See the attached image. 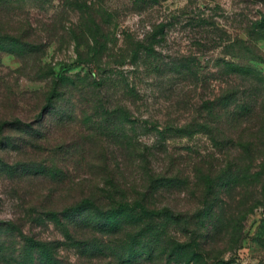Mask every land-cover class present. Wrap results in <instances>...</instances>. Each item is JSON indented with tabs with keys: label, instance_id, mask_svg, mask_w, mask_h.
<instances>
[{
	"label": "rangeland",
	"instance_id": "1",
	"mask_svg": "<svg viewBox=\"0 0 264 264\" xmlns=\"http://www.w3.org/2000/svg\"><path fill=\"white\" fill-rule=\"evenodd\" d=\"M131 1L95 5L112 11L117 34L109 43L111 54L96 58L84 26L88 14L68 0H0V32L26 30L43 43L32 52L0 49V230L15 222L28 235L56 240L63 258L76 262V247L62 244L71 242L45 215L50 206L61 209L88 191L114 190L106 182L113 173L122 179L127 199L134 200L147 186L151 167L160 169L172 151L178 155L174 168L180 178L171 193L156 196L157 204L170 199L179 210L196 211L205 190L203 172L195 174L194 163H202L196 164L202 169V158L212 160L220 173L215 162L229 153L236 157L232 170L240 178L216 188V225L203 231L207 236L199 241L202 248L224 251L225 258L264 264V99L233 133L227 151L211 135L191 130L203 122L197 108L211 91L228 81L245 82L237 74L224 75L228 64L219 58L251 67L264 78V0H156L144 8ZM214 26L218 41L206 45V30ZM152 32L157 35L155 55L143 51L134 59L125 37L135 42ZM185 158L193 164L184 163ZM175 228L174 233L189 239L197 230L195 224L188 231ZM3 240L0 264H19L15 238ZM85 261L132 264L112 258ZM169 261L163 264H178Z\"/></svg>",
	"mask_w": 264,
	"mask_h": 264
},
{
	"label": "trees",
	"instance_id": "2",
	"mask_svg": "<svg viewBox=\"0 0 264 264\" xmlns=\"http://www.w3.org/2000/svg\"><path fill=\"white\" fill-rule=\"evenodd\" d=\"M102 1L68 0L72 8L79 9L82 14H88V17L84 18V26L88 30L86 32L88 37L93 42L91 51L96 58L111 54L114 47H110L109 43L117 39L116 31L111 26L114 16L112 11L104 5L95 7L97 2ZM149 1L155 2L156 0H133L131 2L144 8L148 6ZM206 25H214V23L206 22ZM261 26L264 27V23H261ZM214 27L215 29L206 30L208 41L206 45L209 42L218 41L215 36L218 33L214 31L218 29V26ZM25 31L0 32V49L32 52L37 49V46H42V41L35 40V37H31L33 35ZM222 35L219 34V36ZM27 37L29 40L25 39ZM83 37H86V34ZM125 38L127 42H130L127 50L132 53L131 56L134 59L141 58L143 51L147 57L155 55L154 44L157 42L155 32L135 42H131L128 39L130 37ZM78 42H83L82 37L78 38ZM27 46L30 49H27ZM218 60L220 63L228 64L224 75L237 74L245 82L238 86L228 81V85L221 87L218 92L211 91L210 95L203 100V104L197 108L198 112L200 111L199 118H202L203 122L198 123V127L191 130L211 135L216 144L222 145L227 151L228 145L226 144L232 141L233 133L240 132V124L256 111L259 100L264 99V95L261 94L264 78L251 67L236 65L223 58ZM193 61L194 59L192 63ZM193 67L194 65H189L186 68H189L196 76V70ZM213 78L218 79L219 77L213 76ZM230 79L232 80V77ZM55 91H57L56 88ZM47 106L49 107V104ZM20 122L18 119V123ZM178 126H176L177 130H180L181 126ZM189 126L192 125L189 124ZM220 136L224 139H219ZM144 149L148 151L150 147L145 145ZM166 155L160 169L156 171L151 167L152 173L147 186L144 191L137 192V195L132 198L134 200L127 199L128 193L125 195L122 179L117 173H113V178L106 179V182L114 190L104 189V193L99 194L94 193L95 191H88L83 198L61 209L52 206L48 208L45 213L46 217L59 224L63 236L71 242L66 241L62 244L76 247L77 251L74 253L76 262L66 261L63 258L59 251L60 245L56 240H45L28 235L15 222H8L7 226L0 230V248L4 247L7 242L3 240V237L15 238V243L19 246L20 259H22L19 264H87L85 259L90 257L112 258V260L132 264H143L144 261L150 264H163L164 261L169 260L178 264H243L237 262L235 255L225 258L222 255L224 251L215 253L207 247L202 248V243L199 241V236H207L203 231L206 229L211 231V228L216 225V205L212 201L216 188L224 184L226 186L234 184L240 178L237 174L238 170H232V166L236 165V157L224 153V160L221 163L215 162L220 167V173H217L219 168L213 166L212 160L202 158L204 160L202 169L197 168L196 165L202 163H194L195 174L203 172L201 180L205 190V201L203 200L195 211L186 207L179 210L170 199L162 202L163 204H157L160 200L156 196L161 191L171 193L180 178L174 168L175 164L178 165V155L172 151L167 152ZM144 157L147 165H150L149 155L146 154ZM184 163L193 164L188 158L184 159ZM206 163H209L207 173ZM261 174L262 172H258L256 176L260 177ZM243 178L248 179V177ZM188 179L189 177L185 178L183 182L186 183ZM261 185L264 189V182ZM192 224L197 226V230L190 239L173 232L176 231L175 226H181L179 231H188V227ZM197 231L201 235H197ZM228 250L236 254L233 248Z\"/></svg>",
	"mask_w": 264,
	"mask_h": 264
}]
</instances>
